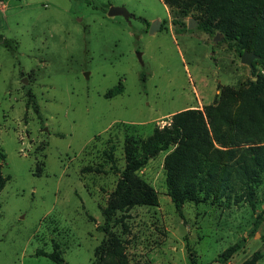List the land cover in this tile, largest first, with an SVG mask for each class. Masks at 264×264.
<instances>
[{
  "label": "rangeland",
  "instance_id": "1",
  "mask_svg": "<svg viewBox=\"0 0 264 264\" xmlns=\"http://www.w3.org/2000/svg\"><path fill=\"white\" fill-rule=\"evenodd\" d=\"M111 5L134 16L109 15ZM170 17L163 0H0V34L16 44L0 39V161L9 176L0 264H60L36 253L53 242L68 264H89L119 177L109 145L122 168L125 137L139 142L175 111L212 102L221 86L255 79L221 38L197 24L176 30ZM115 86L122 90L106 95ZM173 147L137 170L157 204L118 211L125 223L112 226L130 264H264V182L255 204L188 199L180 214L165 183Z\"/></svg>",
  "mask_w": 264,
  "mask_h": 264
},
{
  "label": "trees",
  "instance_id": "2",
  "mask_svg": "<svg viewBox=\"0 0 264 264\" xmlns=\"http://www.w3.org/2000/svg\"><path fill=\"white\" fill-rule=\"evenodd\" d=\"M163 1L176 30L187 29L185 16L189 15L209 35L223 33L221 41L239 55L244 49L257 53L251 68L255 79L237 87L221 86L212 102L203 108L191 106L175 111L169 123L155 126L139 142L125 137L122 168L116 165L115 144L109 145L105 155L119 177L103 208L104 221L97 225L104 236L94 247L89 264H130L125 246L112 226L118 221L125 223L123 216L117 217L118 211L134 204H157L156 190L137 170L172 144L174 147L164 156L165 183L180 214L188 199L247 200L255 204L257 187L264 182V0ZM0 39L5 46L16 49L12 39L1 34ZM121 90V86H115L106 95ZM3 158L5 153L0 150V159ZM8 177L2 173L0 161V189ZM237 247L239 242L227 246L220 259L228 257ZM36 253L68 264L58 242H53V250L39 248Z\"/></svg>",
  "mask_w": 264,
  "mask_h": 264
},
{
  "label": "water",
  "instance_id": "3",
  "mask_svg": "<svg viewBox=\"0 0 264 264\" xmlns=\"http://www.w3.org/2000/svg\"><path fill=\"white\" fill-rule=\"evenodd\" d=\"M107 13L109 15L122 14L128 20L130 17L134 16V14L132 12H130L125 6H122V5H111V6H109ZM155 23H157V26H155ZM160 24H161V20L156 19L150 28V32H153L156 28H159ZM196 24H197V20L194 17L189 16L187 19L188 27H193ZM222 37H223V35H221V32H216V34L213 36V39L214 40H217L219 38L222 39ZM256 57H258V54L255 53L253 50L244 49L241 53V61L246 62L251 68L253 66L252 60Z\"/></svg>",
  "mask_w": 264,
  "mask_h": 264
},
{
  "label": "crops",
  "instance_id": "4",
  "mask_svg": "<svg viewBox=\"0 0 264 264\" xmlns=\"http://www.w3.org/2000/svg\"><path fill=\"white\" fill-rule=\"evenodd\" d=\"M164 2V1H163ZM167 6V5H166Z\"/></svg>",
  "mask_w": 264,
  "mask_h": 264
}]
</instances>
